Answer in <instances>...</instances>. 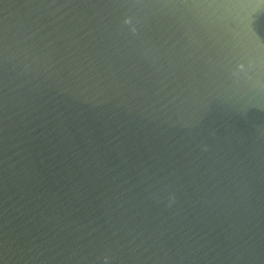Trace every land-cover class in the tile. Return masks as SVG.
<instances>
[{
  "label": "water",
  "instance_id": "obj_1",
  "mask_svg": "<svg viewBox=\"0 0 264 264\" xmlns=\"http://www.w3.org/2000/svg\"><path fill=\"white\" fill-rule=\"evenodd\" d=\"M0 264H264V0H0Z\"/></svg>",
  "mask_w": 264,
  "mask_h": 264
}]
</instances>
